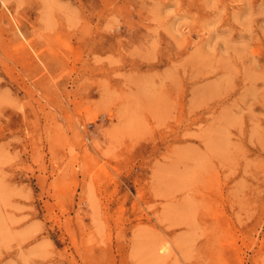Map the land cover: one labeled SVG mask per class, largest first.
<instances>
[{
	"label": "rangeland",
	"instance_id": "obj_1",
	"mask_svg": "<svg viewBox=\"0 0 264 264\" xmlns=\"http://www.w3.org/2000/svg\"><path fill=\"white\" fill-rule=\"evenodd\" d=\"M0 264H264V0H0Z\"/></svg>",
	"mask_w": 264,
	"mask_h": 264
},
{
	"label": "bare ground",
	"instance_id": "obj_2",
	"mask_svg": "<svg viewBox=\"0 0 264 264\" xmlns=\"http://www.w3.org/2000/svg\"><path fill=\"white\" fill-rule=\"evenodd\" d=\"M161 247V246H160Z\"/></svg>",
	"mask_w": 264,
	"mask_h": 264
}]
</instances>
